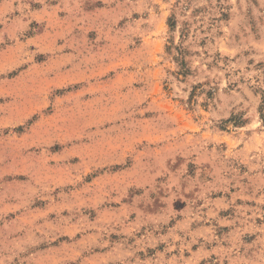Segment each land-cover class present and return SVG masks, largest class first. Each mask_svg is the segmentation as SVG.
Listing matches in <instances>:
<instances>
[{"label": "rangeland", "instance_id": "obj_1", "mask_svg": "<svg viewBox=\"0 0 264 264\" xmlns=\"http://www.w3.org/2000/svg\"><path fill=\"white\" fill-rule=\"evenodd\" d=\"M0 264H264V0H0Z\"/></svg>", "mask_w": 264, "mask_h": 264}]
</instances>
